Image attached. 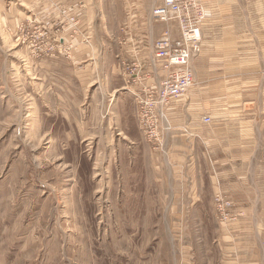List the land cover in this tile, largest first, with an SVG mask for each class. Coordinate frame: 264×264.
<instances>
[{"label":"rangeland","instance_id":"rangeland-1","mask_svg":"<svg viewBox=\"0 0 264 264\" xmlns=\"http://www.w3.org/2000/svg\"><path fill=\"white\" fill-rule=\"evenodd\" d=\"M160 4L0 0V264H264V86H230L215 105V118L254 117L252 152L215 174L201 161L200 203L166 204L190 190L155 161L196 113L202 54L246 51L264 69V0L203 4L194 84L146 125L139 35L178 37L173 21L151 18ZM226 32L237 43L222 44Z\"/></svg>","mask_w":264,"mask_h":264},{"label":"crops","instance_id":"crops-1","mask_svg":"<svg viewBox=\"0 0 264 264\" xmlns=\"http://www.w3.org/2000/svg\"><path fill=\"white\" fill-rule=\"evenodd\" d=\"M227 23L228 24L221 23L220 25H226V29H232L234 23ZM226 35V38H220L222 44L226 42L230 44L234 41L237 43L238 38L236 36H232L231 33L228 32H226ZM141 36H144L146 39L140 43L141 48L138 50L142 56L138 54L137 62H146V56H148L147 49L151 50L155 38L153 39L152 36L147 38L146 35H139V37ZM136 55L133 54L130 59H135ZM144 57H146V59H144ZM254 58L253 54L246 51L237 52L236 54L235 52L227 54L225 52L214 51L212 54H202V56L196 60L197 82L193 91L198 94L196 98L197 102H195L193 106L196 109V113L192 116L185 117L177 124L182 127L184 134H180L178 131L179 127H176L174 132L166 138V152L162 154V163L158 161L159 154L156 156L157 160H155L156 169L160 170V168L164 167L165 171L161 172V174L164 176L166 175V180L176 181L180 180L178 176L182 177L181 180L184 184L178 187L184 190H190V193L182 196L173 193L169 194V197H165L166 204L171 206L179 204L197 205L201 202V199L197 195L196 190L199 189V186L196 182L200 179L198 169L201 167V161L203 164L204 159L208 162L209 170L211 169L212 173L215 174L214 171L218 170L217 167L221 166V163L225 165L238 163V161L240 163L242 160H246L244 154L252 152V147L245 146L246 143H252V141L246 140V137L249 136V132L245 126L250 124L254 125V117L225 116L215 118L217 114L215 105L222 103L220 101L221 96L223 93L230 91V86L232 90L236 92H244L254 87L257 88L256 91L258 92V86L260 85H262L263 88L264 69L259 70L257 68V70H254L253 63H250L253 62L252 60H254ZM258 60L263 61L264 56L262 55ZM198 61H200V63H198ZM141 71L146 74L148 70L146 66H144V68L140 66L138 72ZM123 76V81L126 84L127 77H125L124 74ZM159 78H161V74L157 73L152 80L150 79L147 82L152 85L153 83H157ZM231 79H236L234 84L231 83ZM209 115L213 117V119L211 118V124H203V117ZM237 143H240V145H237ZM159 164L160 167H158ZM226 169V172H231L228 168ZM210 180L213 182L214 178L211 177ZM174 188L177 187L172 186V189ZM177 212L180 213L179 210H177Z\"/></svg>","mask_w":264,"mask_h":264},{"label":"bare ground","instance_id":"bare-ground-1","mask_svg":"<svg viewBox=\"0 0 264 264\" xmlns=\"http://www.w3.org/2000/svg\"><path fill=\"white\" fill-rule=\"evenodd\" d=\"M211 0H194L191 7L188 9H183L181 6V2L179 0H161V4L156 6L151 11V18L155 21H160L163 23H167L173 21L177 27V38H173L170 34L171 29L167 28L166 32H164L152 45L149 58L146 62H142L144 65H148L146 77L142 81V91L141 93L144 95L146 99L149 95L155 96L152 100L148 102L149 110L152 113V119L150 120L151 124H159V116L160 113L165 110L169 103L172 100L179 99L182 97L194 84V78L191 71V60L195 57L196 53L199 51L200 44V28L198 25V29L195 32L190 34H186L185 30V20L186 16L189 14L192 17L197 19V17L202 15L203 12V4L205 2H210ZM164 8L166 12L170 15L176 16V18H169L165 20H161L160 18L154 15V11L159 8ZM198 24V23H197ZM168 39L172 42L178 41L181 39L180 43L183 46V51L187 55V60L183 65H175L172 63L170 57V49H166L164 51L165 56H160L157 52V46L161 44L165 39ZM137 70L140 69L136 68ZM157 73L161 74V78L157 83H153L152 85L148 84V80H152ZM173 83L176 86H179L181 91L183 92L180 96L176 98H172L168 100V103L163 106L164 99L168 92V86ZM183 83L184 85H180ZM209 118V117H204ZM203 118V123H204ZM210 119V118H209ZM211 121V120H210ZM165 131H167L165 129ZM160 142V141H159Z\"/></svg>","mask_w":264,"mask_h":264},{"label":"built area","instance_id":"built-area-1","mask_svg":"<svg viewBox=\"0 0 264 264\" xmlns=\"http://www.w3.org/2000/svg\"><path fill=\"white\" fill-rule=\"evenodd\" d=\"M179 1L181 2V6L183 9H188L191 7L194 0H179ZM154 15L156 17L160 18L161 20H165V19H169V18H176V16L168 14L163 7L155 10ZM203 19L204 18L202 16H200V17H197V19L195 20L191 14L186 16V20H185L186 34L188 35L192 32L197 31L198 29H196V28H198V24L202 25ZM180 41H181V39L178 41L172 42L166 38L165 41H163L161 44H159L157 46L158 54L160 56L167 55L164 53V51L169 48L171 51H170V54L168 56L170 57L172 63L175 65H183L187 60V55L184 53L183 46L180 43ZM181 84L184 85L183 83H180V85ZM182 93L183 92L181 91L179 86H176L173 83H171L168 86V92H167V95L164 99L163 106H165L168 103L169 99L176 98V97L180 96ZM154 97L155 96L149 95L146 98L145 102H140L141 103L140 119L146 125H148V123H150V120L152 119V113L149 110L150 106L148 105V102L150 100H152ZM205 122L209 123V118L205 119ZM151 134H152V131H150V135Z\"/></svg>","mask_w":264,"mask_h":264},{"label":"water","instance_id":"water-1","mask_svg":"<svg viewBox=\"0 0 264 264\" xmlns=\"http://www.w3.org/2000/svg\"><path fill=\"white\" fill-rule=\"evenodd\" d=\"M245 109L253 110V106H252V105H247V106L245 107Z\"/></svg>","mask_w":264,"mask_h":264}]
</instances>
